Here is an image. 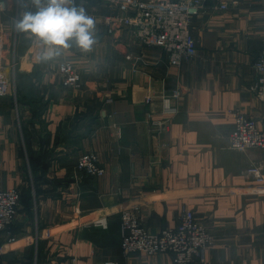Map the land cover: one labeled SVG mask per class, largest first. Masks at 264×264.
I'll use <instances>...</instances> for the list:
<instances>
[{"label":"crops","instance_id":"1","mask_svg":"<svg viewBox=\"0 0 264 264\" xmlns=\"http://www.w3.org/2000/svg\"><path fill=\"white\" fill-rule=\"evenodd\" d=\"M5 1L0 28L6 60L17 62L7 66L17 93L0 97V188L19 187L22 198L17 240L0 234V264H70L73 257L77 264H174L170 253L123 252L120 213L135 201L155 232L179 227L186 210L209 225L215 242L205 263L195 264H264V181L244 174L263 151L230 147L235 108L264 129V101L254 90L264 0H238L227 10L209 0L191 21L198 52L179 65L131 29L111 27L106 17L116 9L101 0H76L96 21L91 52L73 46L37 63L34 38L13 27L23 10H35L31 0L23 7ZM64 59L80 68V87L62 84ZM178 86L180 99L172 96ZM149 112L171 116L156 138ZM87 151L99 155L103 175H78Z\"/></svg>","mask_w":264,"mask_h":264},{"label":"built area","instance_id":"2","mask_svg":"<svg viewBox=\"0 0 264 264\" xmlns=\"http://www.w3.org/2000/svg\"><path fill=\"white\" fill-rule=\"evenodd\" d=\"M115 7L116 13L106 17L107 23L116 30L131 29L132 32L146 45L158 46L168 53L171 65H179L184 59H192L198 52L197 41L191 32V21L208 9L209 0H101ZM238 4V0H219L213 6L217 10H227ZM9 4L0 0V12L7 11ZM7 41L4 31L0 28V97L13 92L14 79L7 66L16 68L14 59L11 63L6 60ZM130 58V55H128ZM257 79L254 90L264 101V52L254 62ZM62 84L65 87L78 88L82 85L81 70L78 65L64 59L58 67ZM172 96L180 99L183 89L178 86ZM147 97V101L151 100ZM235 119L231 133L230 147L234 150L245 151L258 147L264 155V129L257 121L241 108L233 110ZM151 129L155 138L160 131L168 127L171 116L152 117ZM1 152V146H0ZM78 175L101 176L105 168L100 163L96 152L82 153L76 163ZM244 174L258 181H264V157L255 161ZM22 191L19 187L0 188V234L8 242L17 240L12 228L19 212ZM140 201L133 202L120 213L122 242L121 248L125 254L141 252L147 256L157 253H170L174 264H195L197 261L205 263V251L214 244L215 235L209 225L199 219L195 212L186 210L181 216L179 227H165L160 231H152L143 223ZM70 264H77L76 257ZM99 264H136L122 263L108 259ZM138 264H148L138 263Z\"/></svg>","mask_w":264,"mask_h":264},{"label":"clouds","instance_id":"3","mask_svg":"<svg viewBox=\"0 0 264 264\" xmlns=\"http://www.w3.org/2000/svg\"><path fill=\"white\" fill-rule=\"evenodd\" d=\"M35 10H23L13 19L14 30L34 38L37 63L59 57L73 46L91 52L97 41L95 19L76 0H31ZM24 0H21L23 7Z\"/></svg>","mask_w":264,"mask_h":264},{"label":"rangeland","instance_id":"4","mask_svg":"<svg viewBox=\"0 0 264 264\" xmlns=\"http://www.w3.org/2000/svg\"><path fill=\"white\" fill-rule=\"evenodd\" d=\"M13 83H14V82H13ZM13 85H14V84H13ZM15 85H16V84H15ZM15 85H14V88H15ZM16 90H17V87L15 88V92L13 91V94H16V93H17ZM19 102H20V100H19ZM21 104H22V103H21ZM21 104H20V105H21ZM25 137H27V135H25Z\"/></svg>","mask_w":264,"mask_h":264}]
</instances>
